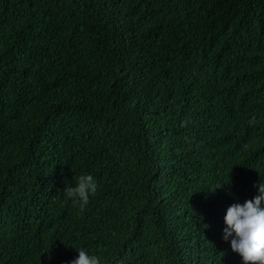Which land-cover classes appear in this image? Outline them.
<instances>
[{
    "label": "trees",
    "instance_id": "trees-1",
    "mask_svg": "<svg viewBox=\"0 0 264 264\" xmlns=\"http://www.w3.org/2000/svg\"><path fill=\"white\" fill-rule=\"evenodd\" d=\"M259 182L264 0H0L9 264H244L224 218Z\"/></svg>",
    "mask_w": 264,
    "mask_h": 264
},
{
    "label": "clouds",
    "instance_id": "clouds-1",
    "mask_svg": "<svg viewBox=\"0 0 264 264\" xmlns=\"http://www.w3.org/2000/svg\"><path fill=\"white\" fill-rule=\"evenodd\" d=\"M185 121L181 127H185ZM258 195L244 204L231 205L224 218L227 227L224 229V240L231 239V248L238 253L244 264H264V183L259 182ZM98 184L91 174L75 177L74 186L67 185L64 190L65 202L71 199L78 202L80 210L89 203L90 196H94ZM6 235L0 230V237ZM78 258L70 264H101V259L85 248L76 249ZM13 253L0 248V264H9ZM51 251L37 255L33 264H49L53 262Z\"/></svg>",
    "mask_w": 264,
    "mask_h": 264
}]
</instances>
